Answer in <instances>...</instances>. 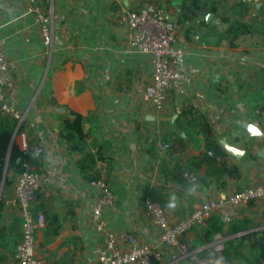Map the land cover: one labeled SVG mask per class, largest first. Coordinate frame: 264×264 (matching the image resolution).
Returning a JSON list of instances; mask_svg holds the SVG:
<instances>
[{"label":"crops","instance_id":"0c3cea01","mask_svg":"<svg viewBox=\"0 0 264 264\" xmlns=\"http://www.w3.org/2000/svg\"><path fill=\"white\" fill-rule=\"evenodd\" d=\"M197 1L190 7L191 0H0V46L15 63L4 75V104L24 114L15 140L33 152L39 166L31 168L49 178L32 203L33 212L46 219L36 234L41 264H97L106 231L133 232L140 244L159 245L161 264H198L160 243L144 200L157 202L169 222L178 223L209 199L264 184V137H249L243 128L251 123L264 133L254 114L264 107V0ZM150 2L179 23L177 47L184 52L179 89L161 110L142 102L152 77L150 57L131 45L130 30L119 23L122 12ZM51 10L50 55L36 17ZM235 23L247 30L229 31ZM71 112L87 118L85 143L95 155L88 157L87 171L80 167L85 154L70 151L60 136ZM210 143L223 153L215 161ZM95 174L114 194V204L103 212L105 232L96 230L91 217L99 193L92 185ZM17 175L6 174L3 199L12 195ZM214 216L225 240L241 236L229 230L242 219L249 231H262L264 199L225 206ZM18 219V210L5 205L0 227ZM199 231L186 233L183 242L191 250L208 248L207 258L224 264L213 251L218 234L200 246ZM0 264L17 262L0 248Z\"/></svg>","mask_w":264,"mask_h":264},{"label":"built area","instance_id":"2783aa9c","mask_svg":"<svg viewBox=\"0 0 264 264\" xmlns=\"http://www.w3.org/2000/svg\"><path fill=\"white\" fill-rule=\"evenodd\" d=\"M36 20L43 43L51 55L54 44L53 11L51 10L48 14L38 12ZM119 23L125 24L130 30L131 45L150 57L152 77L142 92V102L161 110L170 92L179 89L184 58V52L177 47L181 26L177 21L168 20L164 10L153 2L139 10L122 12L119 15ZM14 68L15 63L5 56L0 46V105L4 103V75L13 71ZM0 113L15 118L19 126L24 123V114L5 104L0 106ZM254 114L264 131V107L256 109ZM23 146H26L25 139H23ZM41 152L42 150L39 149L38 153ZM24 166L25 171L17 175L13 193L6 200L3 199L4 182L0 183V202L15 207L20 215L22 237L15 255L17 264H41L36 254V234L40 229L45 228L46 219L43 213L33 212L32 203L36 195L46 188L49 178L45 173L32 169L29 164ZM184 176L192 182L197 181V177L191 173H184ZM92 185L98 189L99 193L93 204L91 217L96 230L105 232L103 212L114 204V194L106 181L102 179L93 181ZM262 199H264V184L234 192L223 198L209 199L198 206L185 220L178 223H170L157 202L146 198L143 205L146 215L160 232L161 244L178 248L185 257L198 264H214L213 259L199 257L201 249L191 250L183 242V236L194 227L204 225L211 215L225 206L249 205ZM106 234L104 252L97 264H153V261L161 264L163 255L159 245L140 244L137 235L133 232L106 231ZM216 239L219 242L217 240L213 251L220 254L228 240L219 234Z\"/></svg>","mask_w":264,"mask_h":264},{"label":"trees","instance_id":"16d2710c","mask_svg":"<svg viewBox=\"0 0 264 264\" xmlns=\"http://www.w3.org/2000/svg\"><path fill=\"white\" fill-rule=\"evenodd\" d=\"M198 5L197 0H191L190 7ZM264 31V21L262 23ZM246 25L235 23L231 26V32H245ZM49 81L46 83V91L50 89ZM53 101V99H51ZM70 116H65L62 120L60 128V136L67 142L70 151H79L85 154L84 161L80 163V167L84 170H90L91 165L88 163V157L94 159L95 155L87 150L85 143L88 136L84 130V123L87 118L71 112ZM23 124L18 125L15 118L6 116L0 113V183L5 179L7 173H21L25 171V164H29L38 169V162L33 157V152L28 149H21L15 140V136L23 131ZM208 138L211 137V131L208 129ZM208 147L214 151L213 161L217 156H223L221 149L214 143L208 144ZM87 154V155H86ZM94 163V162H93ZM95 166H97L95 164ZM225 166V163L222 164ZM93 181L101 180L98 174L91 176ZM4 203L0 202V219L3 216ZM57 220V218L55 219ZM196 228V227H194ZM193 228V229H194ZM59 227L55 230L58 233ZM249 221L246 219L239 220L232 225L229 230L230 235L240 234L241 236L226 241L224 249L220 254L215 253V258L220 259L224 264H264V230L262 231H249ZM222 232V225L218 218L211 215L200 226L198 233V240L200 246H207L210 244L214 237ZM22 237L21 220H15L10 226L0 227V248L7 253L9 257H15L17 252V245ZM200 248V247H199ZM197 247V249H199ZM210 250L208 248L201 249L199 257H209ZM4 256L3 258H5ZM7 258V257H6ZM153 264H160L153 261Z\"/></svg>","mask_w":264,"mask_h":264},{"label":"water","instance_id":"95a60500","mask_svg":"<svg viewBox=\"0 0 264 264\" xmlns=\"http://www.w3.org/2000/svg\"><path fill=\"white\" fill-rule=\"evenodd\" d=\"M4 103H1L2 106ZM244 130L247 132L249 137H264V133L254 124L245 123L243 124Z\"/></svg>","mask_w":264,"mask_h":264}]
</instances>
